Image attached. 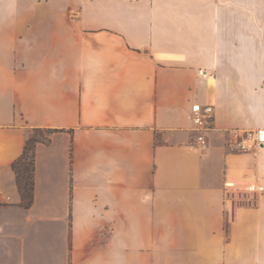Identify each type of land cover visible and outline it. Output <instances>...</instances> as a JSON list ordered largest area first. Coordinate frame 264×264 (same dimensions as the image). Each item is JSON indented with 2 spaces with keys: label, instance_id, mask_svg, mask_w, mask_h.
Here are the masks:
<instances>
[{
  "label": "crops",
  "instance_id": "obj_1",
  "mask_svg": "<svg viewBox=\"0 0 264 264\" xmlns=\"http://www.w3.org/2000/svg\"><path fill=\"white\" fill-rule=\"evenodd\" d=\"M249 130L264 0H0V264H264V144L227 148Z\"/></svg>",
  "mask_w": 264,
  "mask_h": 264
},
{
  "label": "built area",
  "instance_id": "obj_2",
  "mask_svg": "<svg viewBox=\"0 0 264 264\" xmlns=\"http://www.w3.org/2000/svg\"><path fill=\"white\" fill-rule=\"evenodd\" d=\"M191 119L193 131L196 134V141L200 146L206 143V133L214 125V108L211 105L194 104L191 107ZM264 144V130L233 131L227 141V148L230 152L253 151ZM229 187V183L224 184ZM250 190H254L250 187ZM12 196L0 191V205L12 204Z\"/></svg>",
  "mask_w": 264,
  "mask_h": 264
},
{
  "label": "trees",
  "instance_id": "obj_3",
  "mask_svg": "<svg viewBox=\"0 0 264 264\" xmlns=\"http://www.w3.org/2000/svg\"><path fill=\"white\" fill-rule=\"evenodd\" d=\"M45 133L44 136H38ZM50 130L35 129L33 135L26 142L22 155L13 163L16 174V184L21 196V204L30 206L33 200L34 148L39 142L47 140Z\"/></svg>",
  "mask_w": 264,
  "mask_h": 264
},
{
  "label": "rangeland",
  "instance_id": "obj_4",
  "mask_svg": "<svg viewBox=\"0 0 264 264\" xmlns=\"http://www.w3.org/2000/svg\"><path fill=\"white\" fill-rule=\"evenodd\" d=\"M44 134L45 133H42V134H39L38 136H44ZM229 196V195H228ZM231 198H233L234 199V201L236 202V204H247V203H252V199H250V198H246V197H244V196H234V197H232V196H230Z\"/></svg>",
  "mask_w": 264,
  "mask_h": 264
}]
</instances>
